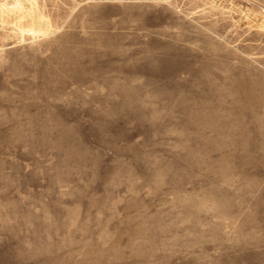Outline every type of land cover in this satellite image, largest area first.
Returning <instances> with one entry per match:
<instances>
[{
    "label": "rangeland",
    "instance_id": "1",
    "mask_svg": "<svg viewBox=\"0 0 264 264\" xmlns=\"http://www.w3.org/2000/svg\"><path fill=\"white\" fill-rule=\"evenodd\" d=\"M0 264H264V0H0Z\"/></svg>",
    "mask_w": 264,
    "mask_h": 264
}]
</instances>
